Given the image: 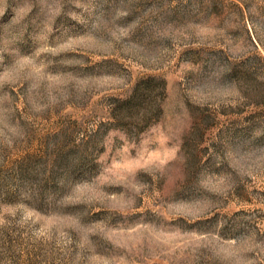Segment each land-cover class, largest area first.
Returning a JSON list of instances; mask_svg holds the SVG:
<instances>
[{
    "label": "rangeland",
    "instance_id": "1",
    "mask_svg": "<svg viewBox=\"0 0 264 264\" xmlns=\"http://www.w3.org/2000/svg\"><path fill=\"white\" fill-rule=\"evenodd\" d=\"M0 264H264V0H0Z\"/></svg>",
    "mask_w": 264,
    "mask_h": 264
},
{
    "label": "trees",
    "instance_id": "2",
    "mask_svg": "<svg viewBox=\"0 0 264 264\" xmlns=\"http://www.w3.org/2000/svg\"><path fill=\"white\" fill-rule=\"evenodd\" d=\"M151 81L153 80L143 81L144 87L142 89H140V84L139 88L129 98L122 100V104L118 105L117 109L121 110L120 114L117 115L119 124L128 126L143 124L148 126L152 122L155 105L152 104L154 97H152L151 92ZM160 82L159 85L162 86L164 83L162 81Z\"/></svg>",
    "mask_w": 264,
    "mask_h": 264
}]
</instances>
